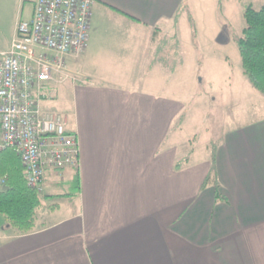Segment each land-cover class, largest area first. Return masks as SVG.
<instances>
[{"label":"crops","instance_id":"0c3cea01","mask_svg":"<svg viewBox=\"0 0 264 264\" xmlns=\"http://www.w3.org/2000/svg\"><path fill=\"white\" fill-rule=\"evenodd\" d=\"M20 1L0 51L33 15L36 0ZM183 3L95 0L88 47L69 62L90 83L68 81L50 103L78 134L80 165L48 172L35 231L0 219V264H264V122L202 148L176 128L167 31L190 20Z\"/></svg>","mask_w":264,"mask_h":264},{"label":"built area","instance_id":"2783aa9c","mask_svg":"<svg viewBox=\"0 0 264 264\" xmlns=\"http://www.w3.org/2000/svg\"><path fill=\"white\" fill-rule=\"evenodd\" d=\"M95 0H36L0 51V151L21 157L29 186L41 194L51 170L80 165V142L67 116L50 106L58 86L90 82L70 71L88 47ZM5 178H0V189Z\"/></svg>","mask_w":264,"mask_h":264},{"label":"rangeland","instance_id":"374dc122","mask_svg":"<svg viewBox=\"0 0 264 264\" xmlns=\"http://www.w3.org/2000/svg\"><path fill=\"white\" fill-rule=\"evenodd\" d=\"M249 3L261 7L264 0H184L197 35L187 16L168 28L175 71L169 90L182 106L183 117L176 120V128L181 127L180 136L191 146L215 145L226 130L264 122V94L245 75L236 42ZM20 12V0H0V38ZM57 186V192L64 194L78 190L75 185L71 189L68 184ZM42 198L49 199L43 193ZM52 203L65 201L55 197ZM0 219L5 220L1 214Z\"/></svg>","mask_w":264,"mask_h":264},{"label":"trees","instance_id":"16d2710c","mask_svg":"<svg viewBox=\"0 0 264 264\" xmlns=\"http://www.w3.org/2000/svg\"><path fill=\"white\" fill-rule=\"evenodd\" d=\"M189 18L194 34L197 35L194 18L192 15ZM244 20L240 35L236 39L241 65L253 87L264 94V3L261 7L252 3L245 5ZM183 165L184 163L178 161L176 169H181ZM215 174L213 160L208 182ZM0 178H5L4 186H8L7 189L4 186L0 189V214L18 234L35 231L38 228V211L43 206L42 194L28 185L22 159L12 148L0 151ZM78 181L77 177V185ZM215 186L216 198L219 199V183L216 180ZM51 207L55 208L53 205Z\"/></svg>","mask_w":264,"mask_h":264},{"label":"water","instance_id":"95a60500","mask_svg":"<svg viewBox=\"0 0 264 264\" xmlns=\"http://www.w3.org/2000/svg\"><path fill=\"white\" fill-rule=\"evenodd\" d=\"M4 188H5V189H7V188H8V186H4Z\"/></svg>","mask_w":264,"mask_h":264}]
</instances>
